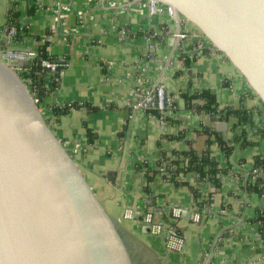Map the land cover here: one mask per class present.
<instances>
[{"label":"crops","instance_id":"crops-1","mask_svg":"<svg viewBox=\"0 0 264 264\" xmlns=\"http://www.w3.org/2000/svg\"><path fill=\"white\" fill-rule=\"evenodd\" d=\"M32 5L36 9L30 15ZM11 7L21 11L22 24L28 29L22 30L17 47L39 51L46 44L48 54L66 60L60 85L43 106L53 114V105L80 104L60 116L53 114L56 126L75 147L108 208L121 220L139 264H202L207 254L212 264H264V236L256 220L264 210V191L247 188L260 169L255 168V158L264 157L263 111L234 130L235 119L228 120L225 142L233 147L230 155L226 146L214 143L210 148L209 158L220 168L219 187L194 171L177 177L198 186L201 199L212 194L206 203L209 207L203 206L209 213L201 224L186 219L187 210L196 209L190 185L158 176L148 194L146 176L138 168L145 160L156 165L163 154L167 160L178 153L205 152L206 137H196L194 131L202 122L221 136L217 121L226 116L216 114L214 120L199 114L185 96L209 90L220 109L256 107L220 56L207 48L198 52L200 40L184 26L181 30L188 32L187 38L177 40L172 34L179 30L176 20L167 13L150 15L143 1L5 0L0 5V28L6 25ZM161 83L174 101V110L162 117L133 109L138 89ZM84 123L95 132L92 143ZM244 132L252 143L242 145L237 139ZM153 198L157 206L186 210L175 222V229L187 238L180 250L169 249L161 234L143 233L136 220L124 218L128 209H149L147 199L153 204ZM166 217L158 212L156 221L165 222Z\"/></svg>","mask_w":264,"mask_h":264},{"label":"water","instance_id":"water-1","mask_svg":"<svg viewBox=\"0 0 264 264\" xmlns=\"http://www.w3.org/2000/svg\"><path fill=\"white\" fill-rule=\"evenodd\" d=\"M138 1L170 13L179 30L185 26L220 56L264 112V0ZM11 27L0 28L2 48L18 41H8ZM31 51L47 84L60 71L53 73L39 51ZM31 64V59L17 62L0 51V264H139L121 220L108 208L75 148L49 118L20 69ZM208 114L204 116L218 118ZM217 122L225 141L229 122L227 118ZM220 122L224 128L219 129ZM211 147L207 144L198 157L208 160ZM172 157L167 164L179 159L176 154ZM258 171L254 182L264 180V169ZM158 176L163 178L162 173ZM260 187L263 193L262 184ZM153 201L150 204L147 199L149 209L134 211L143 233L161 225L182 238L185 247L187 238L175 229V222L186 210L176 217L174 206H157V199ZM203 206L196 204L195 211L187 210L186 219L201 224L209 213ZM158 212L167 216L165 222L156 221ZM147 213L152 214L150 221L144 220ZM194 214H199L198 220Z\"/></svg>","mask_w":264,"mask_h":264},{"label":"trees","instance_id":"trees-1","mask_svg":"<svg viewBox=\"0 0 264 264\" xmlns=\"http://www.w3.org/2000/svg\"><path fill=\"white\" fill-rule=\"evenodd\" d=\"M36 9V5H32L28 8V14L32 15ZM22 15L21 11L17 8L11 7L7 11V17H6V24L11 25L12 27H15L17 30L16 38L19 39L21 37L22 30L27 31V25L22 24ZM39 54L40 56L47 60L51 61L52 59H55L53 56L48 54L46 49V44L40 45L39 48ZM38 59L34 58L32 61V64L27 68V72H25V75L29 77L32 80V85L37 91V96L41 104L43 105V100L50 95V93L55 90L61 82V78L59 74H55L53 77L50 78L48 84L45 83V76L44 73H40L38 69ZM186 100L189 101V107L194 109L199 114H205L210 113L213 115L219 114L223 117L226 116L227 120L233 121V130L235 127L242 123H247L249 119L254 115L255 112L261 113L262 110H260L257 107L253 108H235L231 106H226L223 108H219V104L217 102V97L214 93H212L209 90H203L201 92L194 93L190 96H185ZM80 106L79 103L73 102L70 105H53L52 106V112L56 116H60L61 114L69 112L72 108H78ZM93 109H96L95 107ZM150 113L156 114L158 116H162V113L158 110H149ZM85 127L87 129V135H88V141L92 143L95 138V132L88 127L86 123ZM195 136H204L206 137V143L209 146H212L214 143H216L219 147H225V151L228 155H230L233 151L232 146H228L224 140L221 139V136L211 133L209 128H207L204 124L201 123L200 128H195ZM237 139L240 140L242 145H248L252 143L251 140L247 139V136L245 132L241 134L240 136H237ZM179 159L178 160H171L170 164H167V160L163 159L162 161L156 163V165L151 164L150 161L145 160L143 162V165H139V169H143V172L147 179V184L144 187L145 192L151 193V183L154 181L155 177L160 175L162 173L163 178L167 181L174 182L175 184H188L186 181H181L177 177L186 174L187 172H197L200 175V178L202 180L209 181L213 183L215 186H220V179H219V173L220 168L217 165V162L213 158H209L208 160L200 159L197 154L190 153V155H185V153H178ZM200 159V160H199ZM197 161H200L196 166L194 163ZM165 165V169L161 170ZM203 166L202 170L198 169V166ZM205 167L208 168V170H205ZM255 168H262L264 169V157L257 156L255 158ZM262 181L258 179L253 184L248 185V189H253L254 191L259 190L260 184ZM195 203L199 205H205L206 203L210 202V198L212 194H209L207 199H201L203 193L199 190L198 186L190 185ZM256 220L259 221L262 225L261 227V234L264 236V210H261L258 212V215L256 217Z\"/></svg>","mask_w":264,"mask_h":264},{"label":"built area","instance_id":"built-area-1","mask_svg":"<svg viewBox=\"0 0 264 264\" xmlns=\"http://www.w3.org/2000/svg\"><path fill=\"white\" fill-rule=\"evenodd\" d=\"M149 14L155 15L158 13H167L170 17L174 18L170 13L163 11L161 9H158L154 5H149ZM16 34L17 30L15 27H11L10 35L8 37V41L16 40ZM173 36L177 38V40H182L187 38L188 32L184 30H175L172 32ZM205 48L210 49L204 42L199 41V45L196 48L197 51L201 52ZM3 54L12 60H15L17 62H23L26 59H31L33 61L35 57V53L32 52L29 49L25 48H19L16 44H8L7 47H4L2 49ZM45 64L49 65L51 67V70L53 73H56L58 70L62 71V68L64 66L63 63H51L50 61L45 60ZM28 67L21 66L20 69L25 72H27ZM59 73V75H60ZM27 77V76H26ZM28 80L32 83V80L27 77ZM34 87V86H33ZM35 92L37 93L36 89L34 88ZM137 97L132 102V107L134 110H158L161 113L172 111L175 109V104L173 99L167 95L166 87L164 84H158L152 89H138L137 90ZM165 167L161 168V170H164ZM256 173V171H255ZM139 209V208H136ZM134 211L132 209H128L124 213V218L127 220H135L134 219ZM181 214V208H176L174 210V215L176 217H179ZM152 219V214L147 213L144 216V220L150 221ZM199 219V214H194V220ZM152 232L155 234H161L164 237V243L165 245L171 249V250H180L183 244V240L180 237H177L173 234H171L168 230L163 228L161 225H155L152 228ZM202 264H212L211 261V255H208L204 258Z\"/></svg>","mask_w":264,"mask_h":264},{"label":"rangeland","instance_id":"rangeland-1","mask_svg":"<svg viewBox=\"0 0 264 264\" xmlns=\"http://www.w3.org/2000/svg\"><path fill=\"white\" fill-rule=\"evenodd\" d=\"M185 27V26H184ZM3 48L0 46V51L2 50ZM43 102H44V100H43ZM44 104V103H43ZM44 107V109L46 110V113H48V116H49V118H51L55 123H56V117L53 115V114H51V112L50 111H47V106H43ZM49 110V109H48ZM74 147V146H73ZM75 148V147H74ZM78 157H79V154L77 155ZM82 161V160H81Z\"/></svg>","mask_w":264,"mask_h":264},{"label":"flooded vegetation","instance_id":"flooded-vegetation-1","mask_svg":"<svg viewBox=\"0 0 264 264\" xmlns=\"http://www.w3.org/2000/svg\"><path fill=\"white\" fill-rule=\"evenodd\" d=\"M241 108H246V107H241ZM248 109V108H247ZM252 118V117H251Z\"/></svg>","mask_w":264,"mask_h":264}]
</instances>
